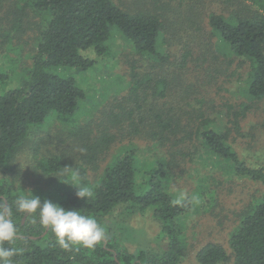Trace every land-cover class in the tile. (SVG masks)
Masks as SVG:
<instances>
[{"label":"trees","instance_id":"trees-1","mask_svg":"<svg viewBox=\"0 0 264 264\" xmlns=\"http://www.w3.org/2000/svg\"><path fill=\"white\" fill-rule=\"evenodd\" d=\"M216 1L215 10L205 0H0V14L5 4L11 9L10 20L0 17V199L12 205L19 228L14 246L24 249L13 264H181L190 217L216 209L224 181L235 179L261 183L262 193L239 212L228 248L209 240L195 258L264 264V166L249 160L258 157L259 138L247 129L264 101V0ZM31 11L40 22L25 63L17 39ZM215 39L225 64L238 59L247 67L230 115H219V98L202 92L225 72L216 53L219 66L207 59ZM103 62L112 69L122 63L124 70L110 76L108 97L94 98L88 112V91L71 71H92ZM56 123L60 129L50 137L66 144L63 150H35L33 173L40 179L31 185L14 178L23 144L35 129ZM184 175L196 188L181 196L173 182ZM76 187L91 197L78 198ZM30 190L42 202L95 218L107 239L93 248L63 249L50 229L15 211V198ZM147 212L161 225V244L156 251L131 249L122 231Z\"/></svg>","mask_w":264,"mask_h":264},{"label":"rangeland","instance_id":"rangeland-1","mask_svg":"<svg viewBox=\"0 0 264 264\" xmlns=\"http://www.w3.org/2000/svg\"><path fill=\"white\" fill-rule=\"evenodd\" d=\"M117 1L121 2V0ZM205 1L213 2V9L215 10L220 7V4L216 3V0ZM10 10L9 7H7V4L2 6V14H0V17L3 19L8 17V20H10ZM38 22H40L39 16L35 15L32 11L29 12L25 20V27L27 29H25L24 33L17 39L22 46L20 50L22 51L25 63L29 62L27 55L32 52L36 43ZM115 41V45H118V43L122 42V38L119 35H116ZM217 44V40L215 39V44L213 45L214 52L213 54H210L207 59L209 60V63L214 62L217 67L219 66L220 61H218L219 59L216 58L215 55L217 54L220 56V59L224 62L221 65V68L225 70V72L222 75L220 74V77L216 79V81L213 80L210 87L207 83L202 85L204 89L202 92L208 93L210 97L219 98V102L216 103L217 110H215L220 111L219 115H230L229 109H232L231 104L234 107L235 103L240 101V96L243 93L242 88L246 77L247 67L245 63H242V61H239L238 59L234 63H231V65L227 63L225 64V62H228V59L224 60V54L222 50L218 48ZM126 47V50L129 51L130 45H126ZM121 56L122 60L127 58V52H122ZM202 63H195V65L192 63L191 68L197 67V69L200 70ZM205 65H207V63H205ZM226 66L227 68H225ZM113 67L114 68L112 69L108 66V63L103 62V64H100L92 71H71L78 78L80 77V84L88 91V99L84 103L85 111H91L94 98L99 101L100 99H106L108 97L106 92L107 84L109 83L108 79L111 75H114L115 72L121 73V71L124 70V65L122 63L113 64ZM227 72L228 75L226 74ZM196 76L197 73L192 76L194 81L196 80ZM259 104V111H256V109L251 113L248 120V124L253 121V128H250L249 126L247 127V129H251L254 133L256 132L257 139L259 138L255 142V151L258 153L257 156L259 158L251 156L249 157V160L251 163L256 164L258 162L257 164L264 166V101ZM59 129V125L56 123L54 126L46 125L45 127L33 131L34 133L31 137H29V139L23 144L18 160L15 161L16 170L12 173L14 178L25 181V184L27 185H31V183H33L32 180L37 181L40 179L39 177H35L33 173V169H35L33 162L35 157L33 154H35V150H39L41 153L45 151L51 153L52 151H57V149L58 151L63 150L62 148L66 146V144L64 145L55 135L52 139L50 137L51 132H57ZM68 138V140L74 139V137L71 136H68ZM69 143V146H75L73 141H70ZM142 145H144V142H142ZM77 147H81L80 144H78ZM240 148L244 149V146H240ZM244 151L246 150L244 149ZM74 159H78V157L74 156ZM50 180L51 178L47 177L45 180L47 182L46 184H48V181ZM195 185L196 183L193 181V177L189 175L181 176V178L176 177V180L173 182V187L179 191L181 196L189 195L195 191ZM223 187L224 188L220 191L221 194L219 195L220 204L216 209L203 214H195L190 217V219L188 218L191 226L189 232V250L181 264H199L195 258L196 252L201 245L209 240L220 242L228 248L229 233L238 223L239 212L248 204L252 197L259 196L263 190L261 183L252 182L246 179H235L233 182L225 180ZM127 225H129V228L127 227V229L122 231L121 237L131 249L144 247L152 250L155 249L156 251V249L159 248V245L161 244L160 241L162 240L160 239L161 225L151 213L147 212L144 216L130 218Z\"/></svg>","mask_w":264,"mask_h":264},{"label":"clouds","instance_id":"clouds-1","mask_svg":"<svg viewBox=\"0 0 264 264\" xmlns=\"http://www.w3.org/2000/svg\"><path fill=\"white\" fill-rule=\"evenodd\" d=\"M76 188L78 198L91 197L92 193L86 187ZM14 203L16 212L33 216V225L50 229L55 241L65 250L74 246L93 248L107 239L105 229L95 218L83 215L79 210H67L47 198L42 202L31 190L28 195L17 196ZM18 233L12 205L6 199H0V264H13V258L23 253L22 247L14 246L19 239Z\"/></svg>","mask_w":264,"mask_h":264}]
</instances>
